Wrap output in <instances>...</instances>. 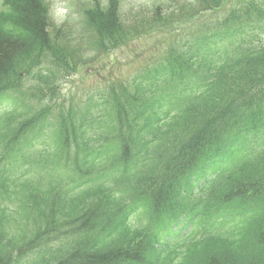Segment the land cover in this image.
<instances>
[{
  "label": "trees",
  "instance_id": "obj_1",
  "mask_svg": "<svg viewBox=\"0 0 264 264\" xmlns=\"http://www.w3.org/2000/svg\"><path fill=\"white\" fill-rule=\"evenodd\" d=\"M197 1L206 10L210 1L224 0ZM6 2L9 9L0 13L5 99L19 69L24 74L31 61L42 60L63 67L60 58L72 53L51 41L42 0ZM251 7L235 13L232 25L221 23L189 41L190 58L206 53L218 67L204 69L215 83L194 106L180 99L160 113L142 75L131 83L109 80L67 109L60 103L37 108L31 94L15 101V110L0 117V264H264V138L250 129L264 126V47L237 45L229 59L225 43L244 32L241 22L264 23ZM118 12L117 0L88 11L103 43L126 36ZM14 24L24 27L20 35ZM217 33L227 35L214 38ZM32 38L28 45L17 42ZM198 38L205 49L193 44ZM182 56L180 49L167 57L174 76ZM41 69L35 80L53 93V69ZM255 87L261 102H235V93L242 99ZM203 120L219 122L222 131L211 134ZM215 148V164L230 161L240 169L224 172L217 187L178 207L181 187L204 170ZM140 204L151 210L144 223L131 219ZM183 214L200 215L201 235L193 229L188 242L156 246L165 226ZM220 215L223 222L210 218Z\"/></svg>",
  "mask_w": 264,
  "mask_h": 264
},
{
  "label": "rangeland",
  "instance_id": "obj_2",
  "mask_svg": "<svg viewBox=\"0 0 264 264\" xmlns=\"http://www.w3.org/2000/svg\"><path fill=\"white\" fill-rule=\"evenodd\" d=\"M51 3V5L54 3V12H56L60 8H65L66 14L65 18L63 20H68L69 23L72 25V29L74 31L78 30L79 27V17L81 16V5L83 3H88V1L92 0H47ZM102 2L106 0H101ZM58 6V7H57ZM155 6V0H123V10L126 11L127 8H133L134 10L138 9L140 12H150L153 7ZM0 8H1V0H0ZM53 12V14H54ZM124 20L128 23H131L133 18L126 17ZM160 45V40H154V39H143L139 42H135L134 44H130L127 47H121L120 50L116 52L117 57V66L115 67L116 72L119 71H131L134 69L135 66L129 65L130 63H133V60L136 56H141L143 53H153L154 48H157ZM102 61H112V58L108 57H102ZM135 65V64H134ZM99 67H102L100 65ZM107 69H110V66L107 67ZM120 69V70H118ZM88 73V74H86ZM91 68H88L84 70L83 78H85V82L87 84V88L83 90L82 85H80V78L81 76L79 74H74L72 77L67 78L65 80V84L63 85L64 92H69L72 94L78 93L79 95L85 92L87 89L92 86V83L99 82V76L103 74V71H100V75L90 77Z\"/></svg>",
  "mask_w": 264,
  "mask_h": 264
},
{
  "label": "clouds",
  "instance_id": "obj_3",
  "mask_svg": "<svg viewBox=\"0 0 264 264\" xmlns=\"http://www.w3.org/2000/svg\"><path fill=\"white\" fill-rule=\"evenodd\" d=\"M66 9L65 8H60L58 9L56 12H54V18L55 19H58V20H63L65 18V14H66Z\"/></svg>",
  "mask_w": 264,
  "mask_h": 264
}]
</instances>
